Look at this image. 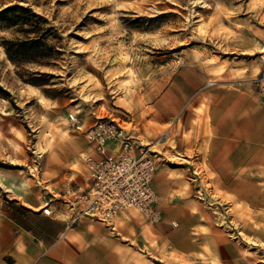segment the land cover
I'll list each match as a JSON object with an SVG mask.
<instances>
[{
    "label": "rangeland",
    "instance_id": "1",
    "mask_svg": "<svg viewBox=\"0 0 264 264\" xmlns=\"http://www.w3.org/2000/svg\"><path fill=\"white\" fill-rule=\"evenodd\" d=\"M10 5L41 19L30 17L39 30L29 36L27 26L0 21V185L11 189L0 186V210L15 202L33 212L50 207L44 214L69 221L75 211L63 200L66 176L81 180L84 157L94 154L85 130L111 117L155 155L167 150L172 198L198 205L196 235L225 239L220 261L206 239L193 257L156 247L160 264H264V167L230 177L248 186L239 197L206 165L170 152L177 137L194 140L203 126L209 132L215 91L249 94L264 109V0H0V10ZM14 13L27 16L16 10L6 17ZM35 35L54 50L48 64L28 60L34 54L13 63L8 42ZM169 89L182 101L174 118L181 130L168 136L171 123L161 126L153 115Z\"/></svg>",
    "mask_w": 264,
    "mask_h": 264
},
{
    "label": "crops",
    "instance_id": "2",
    "mask_svg": "<svg viewBox=\"0 0 264 264\" xmlns=\"http://www.w3.org/2000/svg\"><path fill=\"white\" fill-rule=\"evenodd\" d=\"M162 96L153 118L161 126L171 123L166 129L169 136L170 131L181 130L174 118L182 99L173 89ZM212 97L207 110L209 132L203 126L194 140L177 137L170 152L183 154L188 163L206 165L223 187L228 183L230 193L241 197V190L248 186L232 183L230 177L243 169L257 171L258 167H264V109L251 95L242 92L215 91ZM163 101L170 104L163 106ZM184 116L193 119L191 111ZM189 128L185 124L183 133H188ZM191 145L193 155L187 153ZM165 153L164 149L157 155L161 161L153 182L159 197L160 222L148 224L133 209L115 217L111 225L87 216L73 222L46 215L51 213L50 207L43 209L44 214L29 211L15 202V208L0 210V264H160L162 253L156 247L164 244L168 254L176 251L193 257L206 239L220 261L226 255L225 239L213 233L208 237L196 235L193 231L201 224V215L193 209L198 205L193 199H178L176 195L172 198L175 185L164 167L170 165ZM173 167L176 168L172 170L179 169ZM184 168L189 170L190 166L180 169ZM8 186L13 187V183Z\"/></svg>",
    "mask_w": 264,
    "mask_h": 264
},
{
    "label": "built area",
    "instance_id": "3",
    "mask_svg": "<svg viewBox=\"0 0 264 264\" xmlns=\"http://www.w3.org/2000/svg\"><path fill=\"white\" fill-rule=\"evenodd\" d=\"M85 133L94 154L84 157L87 167L80 181L67 174L63 196L75 211L72 221L87 216L111 225L115 217L133 209L148 224L158 223L159 197L153 187L157 155L139 145L137 133L115 118L98 119Z\"/></svg>",
    "mask_w": 264,
    "mask_h": 264
},
{
    "label": "trees",
    "instance_id": "4",
    "mask_svg": "<svg viewBox=\"0 0 264 264\" xmlns=\"http://www.w3.org/2000/svg\"><path fill=\"white\" fill-rule=\"evenodd\" d=\"M16 10H23L26 12L27 16H19L14 13L12 17H6L7 14ZM35 16L41 19V17L33 13L29 8L20 5H10L0 10V21L5 22L9 26H27L26 29H22V32L28 36L32 33H37V30H39L36 25L31 23L30 17ZM8 43L9 45L5 46L7 56L13 63L17 64L22 61V59L19 58H25V56H29L30 54H34V57L29 56L28 60H38L37 62L48 64L49 60L52 58V54H54V50L44 43L43 37L40 35L27 37L23 40L9 41ZM55 52L58 53L57 51ZM35 74L47 75L40 72H36Z\"/></svg>",
    "mask_w": 264,
    "mask_h": 264
},
{
    "label": "bare ground",
    "instance_id": "5",
    "mask_svg": "<svg viewBox=\"0 0 264 264\" xmlns=\"http://www.w3.org/2000/svg\"><path fill=\"white\" fill-rule=\"evenodd\" d=\"M30 88H31V89H34V87H31V86H30ZM71 120H74V117H73Z\"/></svg>",
    "mask_w": 264,
    "mask_h": 264
}]
</instances>
